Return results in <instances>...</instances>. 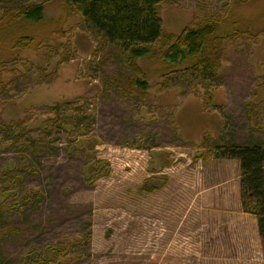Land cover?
Segmentation results:
<instances>
[{
  "label": "rangeland",
  "instance_id": "374dc122",
  "mask_svg": "<svg viewBox=\"0 0 264 264\" xmlns=\"http://www.w3.org/2000/svg\"><path fill=\"white\" fill-rule=\"evenodd\" d=\"M39 4L40 22L13 18ZM158 10L166 37L237 21L212 79L168 69L166 40L133 59L64 0H0V195L12 189L0 203V264H264L252 217L214 218L239 203L254 216L238 195L240 165L214 147L264 144V0ZM25 36L32 44L16 47Z\"/></svg>",
  "mask_w": 264,
  "mask_h": 264
},
{
  "label": "trees",
  "instance_id": "16d2710c",
  "mask_svg": "<svg viewBox=\"0 0 264 264\" xmlns=\"http://www.w3.org/2000/svg\"><path fill=\"white\" fill-rule=\"evenodd\" d=\"M64 1L75 8L82 22L96 37L130 53L133 59L154 54L152 50L155 44L166 40L165 45L168 47L164 49L165 45L161 46L160 58L167 63L168 69L175 71L186 66L194 69L195 75L197 72L198 75L210 79L215 76L219 64L215 55L217 48L225 37L233 34L230 28L237 25V21L230 16L219 20L207 18L198 27L185 30L181 36L166 37L158 9L167 0ZM43 11V4L21 7L13 18L17 20L23 17L27 21L40 22ZM32 42L31 37H20L15 46L28 47ZM135 84L144 91L147 90L145 80L137 79ZM214 148L216 158L240 161L243 205L246 212L256 216L258 220L259 235L264 248V144L219 143ZM85 171L88 183L92 184L98 172V161L87 163ZM152 190L156 191L157 187L148 189ZM43 260L50 261L47 256Z\"/></svg>",
  "mask_w": 264,
  "mask_h": 264
},
{
  "label": "crops",
  "instance_id": "0c3cea01",
  "mask_svg": "<svg viewBox=\"0 0 264 264\" xmlns=\"http://www.w3.org/2000/svg\"><path fill=\"white\" fill-rule=\"evenodd\" d=\"M232 161H235V162H237V165L239 166L240 164H239V161L238 160H232ZM228 162V161H227ZM241 177V176H240ZM239 177V178H240ZM241 190H242V186H241V181H240V188H239V193H238V195H239V198H241ZM221 193H219V197H220V199L219 200H221L223 197H221ZM215 209V208H214ZM213 209V210H214ZM218 208H216L215 210H214V213H218V214H220L222 211L221 210H217ZM212 210V211H213ZM230 213H232V214H234L235 216L234 217H232V216H230V217H221L220 215H216V217H214L215 218V220H217L218 222H222V221H229V222H232V223H234V222H238V221H240V220H244V219H247V218H249V217H252V219H253V222H254V235L256 236V239L258 240V245H260V246H262V241H261V237H260V235H259V229H258V220H257V218H255L254 216H251V215H249V214H246V213H244V210L242 209V205H240V203H239V205L238 206H236V207H234V209L232 210V212H230ZM255 219H254V218Z\"/></svg>",
  "mask_w": 264,
  "mask_h": 264
},
{
  "label": "flooded vegetation",
  "instance_id": "af4514ba",
  "mask_svg": "<svg viewBox=\"0 0 264 264\" xmlns=\"http://www.w3.org/2000/svg\"><path fill=\"white\" fill-rule=\"evenodd\" d=\"M10 186V187H9ZM11 188V185L9 184V183H7L6 185H5V188L4 189H2V191L4 192L3 194H1L0 195V203H1V199L4 197L3 195L5 194L6 196L7 195H9L12 191V189H10ZM45 256V255H44ZM43 256V257H44Z\"/></svg>",
  "mask_w": 264,
  "mask_h": 264
}]
</instances>
